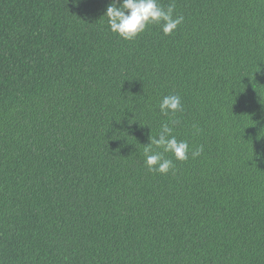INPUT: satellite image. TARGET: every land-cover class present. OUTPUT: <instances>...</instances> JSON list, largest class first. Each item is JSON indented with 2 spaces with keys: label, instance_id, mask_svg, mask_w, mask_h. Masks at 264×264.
Segmentation results:
<instances>
[{
  "label": "trees",
  "instance_id": "obj_1",
  "mask_svg": "<svg viewBox=\"0 0 264 264\" xmlns=\"http://www.w3.org/2000/svg\"><path fill=\"white\" fill-rule=\"evenodd\" d=\"M110 2L0 0V264H264V0L132 41ZM162 123L204 149L174 174L144 166Z\"/></svg>",
  "mask_w": 264,
  "mask_h": 264
},
{
  "label": "clouds",
  "instance_id": "obj_2",
  "mask_svg": "<svg viewBox=\"0 0 264 264\" xmlns=\"http://www.w3.org/2000/svg\"><path fill=\"white\" fill-rule=\"evenodd\" d=\"M104 17L107 18L109 30L125 41L134 40L150 25L159 26L165 36L171 35L184 21L183 15H175V0L167 7L159 0H111ZM158 107L164 116L183 110L181 97L176 94L164 96ZM148 139L149 143L143 146L144 166L149 172L161 175H167L170 171L174 174L175 162H186L189 155L195 159L204 150L203 146L190 150L187 141L176 138L169 123H162L159 132Z\"/></svg>",
  "mask_w": 264,
  "mask_h": 264
}]
</instances>
